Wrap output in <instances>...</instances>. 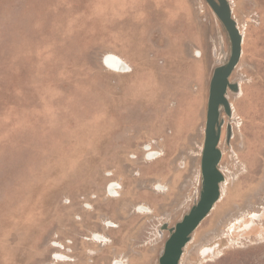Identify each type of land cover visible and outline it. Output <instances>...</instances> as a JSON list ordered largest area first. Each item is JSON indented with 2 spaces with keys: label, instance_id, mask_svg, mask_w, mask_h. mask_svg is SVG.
<instances>
[{
  "label": "rangeland",
  "instance_id": "rangeland-1",
  "mask_svg": "<svg viewBox=\"0 0 264 264\" xmlns=\"http://www.w3.org/2000/svg\"><path fill=\"white\" fill-rule=\"evenodd\" d=\"M234 1L247 36L231 77L243 88L230 92L237 123L221 113L231 183L181 264H264V0ZM152 41H164V62L130 60ZM111 50L135 72H107ZM230 55L205 0H0V264H61L55 246L72 264H159L162 225L181 221L201 190L210 81ZM152 140L164 156L145 160ZM110 181L120 198H108ZM143 206L155 214L135 213ZM249 212H260L261 236L234 235ZM96 233L102 245L86 240ZM207 245L219 249L203 258Z\"/></svg>",
  "mask_w": 264,
  "mask_h": 264
},
{
  "label": "water",
  "instance_id": "water-1",
  "mask_svg": "<svg viewBox=\"0 0 264 264\" xmlns=\"http://www.w3.org/2000/svg\"><path fill=\"white\" fill-rule=\"evenodd\" d=\"M205 1L228 32L231 55L224 61H218V66L214 69L210 81L205 136L200 156L201 190L195 204L183 219L175 226L167 228L170 235L166 240L159 264L180 263L184 249L220 199V186L225 180V175L220 167L223 157L220 143L224 124L221 113L224 110L232 121L233 111L230 92L235 95H239L241 92L240 84L231 81V77L243 56V38L233 16L232 7L228 0ZM233 133L234 127L232 123H229L226 129L227 142L232 139ZM163 229L164 225L162 226ZM162 230L160 231V237H163Z\"/></svg>",
  "mask_w": 264,
  "mask_h": 264
},
{
  "label": "bare ground",
  "instance_id": "bare-ground-1",
  "mask_svg": "<svg viewBox=\"0 0 264 264\" xmlns=\"http://www.w3.org/2000/svg\"><path fill=\"white\" fill-rule=\"evenodd\" d=\"M228 1H229L230 5L232 7L233 16L235 17V20H236V22L238 24V28L240 29V32L242 34V38H243V54H244V45L246 43L247 27H246V25H242L241 24L240 20L238 19L237 15H236V10H237L236 2L234 0H228ZM202 55L203 54L200 51H197V53L195 54V57L201 59ZM102 63L109 70H112V71L117 72V73H126V72L130 71L128 69L130 65L127 63V61L124 58H122V57H120V56H118L116 54H113V53L104 54L102 56ZM240 90H241V93H242L243 92L242 84H240ZM230 101L232 103V111H233V119L232 120H233L234 123H237V119H238V117L236 116L237 115V111H236L235 105L233 104L231 99H230ZM236 126L239 127V125H237V124H236ZM241 127H242V125H241ZM201 147H202L201 149L203 150V145ZM146 148L143 147V149L145 150L146 153H149L150 151H152L151 145H148V149H146ZM147 156L149 157V159H147V160H150V161L158 160V159L151 158V154H148ZM145 160H146V158H145ZM220 167H221V169H222V171H223V173L225 175L224 176L225 180L223 181V183H221V186H220V199L216 203V205L214 206V208H213V210H212V212L210 213L209 216H212L214 214V212L216 211L217 206L224 201L225 196H226L225 192H226L228 186L231 183V181H230V179L228 177V174H226V172L224 171V169L221 166V164H220ZM116 186H118V184L116 182L110 181L109 183H107V185H106V194H107L108 198L117 199V198L121 197V194L118 191V189L116 188ZM164 187H166V186H164ZM153 190H156V189L154 188ZM169 190L170 189L167 188L166 192L169 191ZM161 192L162 191H160V193ZM135 213H138V214L143 215V216H153L155 214L153 209L150 208V207H147V206L139 207L137 210H135ZM237 220H238V222L234 225V228H233V234L234 235L237 234V233H242V234H244V233L245 234L256 233L258 236H261V234L258 233L259 232L260 223L262 222V217H261L260 212H252V213L249 212L248 215H246L244 217H240ZM108 224H110V223H108ZM101 225L104 226L105 230L107 229V225L105 223L102 222ZM112 225H113V223H112ZM166 226L168 227V223H164V229H163L164 233L167 230ZM231 237H233V236H231ZM99 239H105L106 240L107 237L96 233L94 235H91L86 240L89 241V242H92L94 244L102 245L103 244V240L101 241ZM192 240L188 243V245L184 249V252H185L186 249H189L190 246L195 243L194 239H192ZM55 248H57V252L54 254V257H53V260L55 262H58V263H61V264H72V263H75L77 261V259H75L72 256L67 255V253L63 252L62 249H60L59 247L55 246ZM218 249H219L218 247L214 248L213 246L207 245L206 247H202L201 248V250H205V251L203 252V254L200 253V256L202 257V255H203V258L210 257L213 254L217 253ZM201 250H200V252H201ZM209 253H210V255H209ZM184 254L185 253H183V256H182L179 264L182 263V261L184 259ZM208 261H211V260L208 259L207 262ZM115 264H122V262L116 261Z\"/></svg>",
  "mask_w": 264,
  "mask_h": 264
},
{
  "label": "crops",
  "instance_id": "crops-1",
  "mask_svg": "<svg viewBox=\"0 0 264 264\" xmlns=\"http://www.w3.org/2000/svg\"><path fill=\"white\" fill-rule=\"evenodd\" d=\"M106 53L116 54V55L124 58L127 61V58L124 55H122L119 51L111 50V51H106L104 54H106ZM189 57L190 58L192 57V51L189 52ZM130 60L136 64L144 63L146 65V67H147V65H152V64H155V63H158L161 61L164 62V41H162L161 43H159L158 41L157 42L152 41L151 44H148L145 47L143 52L141 50H139L138 48H136L134 53L130 55ZM127 63H128V61H127ZM106 71L111 73V74L118 75V76H128V75L133 74L135 72V69L133 68V70L131 72L129 71L126 73H117V72H114V71L108 70V69H106ZM145 78L146 79H152V80L164 79V72L159 73V72L150 71V72L146 73ZM143 139L144 138H142V141H143Z\"/></svg>",
  "mask_w": 264,
  "mask_h": 264
},
{
  "label": "built area",
  "instance_id": "built-area-1",
  "mask_svg": "<svg viewBox=\"0 0 264 264\" xmlns=\"http://www.w3.org/2000/svg\"><path fill=\"white\" fill-rule=\"evenodd\" d=\"M129 65H130V64H129ZM129 65H128V66H129ZM128 69H129L130 72H131L132 69H133V67L130 65ZM149 144H150L151 147H152V151H150L149 153H146V154L144 155V159L147 157L148 154H152V153H153V154L151 155V158H153V159H159V158H161V157L164 156V151H163L160 147H158V144H157V142H156L155 140L150 141ZM135 156H136V155H135ZM136 157H138V156H136ZM132 159H133V158H132ZM133 160H137V159H133ZM136 173H138V172H136ZM87 204H89V203H85L84 206H86ZM89 205L92 207V204H91V203H90Z\"/></svg>",
  "mask_w": 264,
  "mask_h": 264
},
{
  "label": "flooded vegetation",
  "instance_id": "flooded-vegetation-1",
  "mask_svg": "<svg viewBox=\"0 0 264 264\" xmlns=\"http://www.w3.org/2000/svg\"><path fill=\"white\" fill-rule=\"evenodd\" d=\"M169 224V223H168ZM163 226V225H162ZM167 233L170 235V232L169 231H167ZM164 237V239H165V235L163 236ZM163 237H160V232H159V238L160 239H163ZM165 243H166V241H165ZM165 243H164V247H165Z\"/></svg>",
  "mask_w": 264,
  "mask_h": 264
}]
</instances>
